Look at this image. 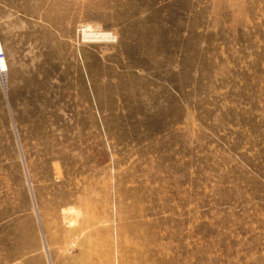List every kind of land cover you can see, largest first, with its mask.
Returning a JSON list of instances; mask_svg holds the SVG:
<instances>
[{
  "label": "rangeland",
  "instance_id": "rangeland-1",
  "mask_svg": "<svg viewBox=\"0 0 264 264\" xmlns=\"http://www.w3.org/2000/svg\"><path fill=\"white\" fill-rule=\"evenodd\" d=\"M0 44V264H264V0H0Z\"/></svg>",
  "mask_w": 264,
  "mask_h": 264
},
{
  "label": "bare ground",
  "instance_id": "bare-ground-1",
  "mask_svg": "<svg viewBox=\"0 0 264 264\" xmlns=\"http://www.w3.org/2000/svg\"><path fill=\"white\" fill-rule=\"evenodd\" d=\"M88 29L84 30V37L85 38H91V39H109L111 35H109L108 33H99L94 32L91 30V26H87ZM0 50H2L1 44H0ZM3 58H0V67L3 66Z\"/></svg>",
  "mask_w": 264,
  "mask_h": 264
},
{
  "label": "built area",
  "instance_id": "built-area-1",
  "mask_svg": "<svg viewBox=\"0 0 264 264\" xmlns=\"http://www.w3.org/2000/svg\"><path fill=\"white\" fill-rule=\"evenodd\" d=\"M0 58H4L3 56V50H0ZM6 66H1L0 67V77L2 79L3 85H5V79H4V72H5Z\"/></svg>",
  "mask_w": 264,
  "mask_h": 264
}]
</instances>
